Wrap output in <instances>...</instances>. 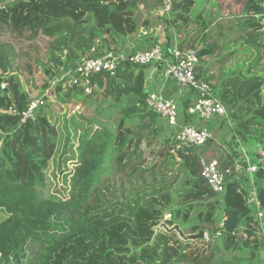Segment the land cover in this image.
<instances>
[{
	"label": "trees",
	"instance_id": "obj_1",
	"mask_svg": "<svg viewBox=\"0 0 264 264\" xmlns=\"http://www.w3.org/2000/svg\"><path fill=\"white\" fill-rule=\"evenodd\" d=\"M221 1L215 0L217 16L223 8L232 20L243 21L236 42L247 33L243 44L248 47L238 54L259 51L253 60L244 58L228 69L214 86L236 123L228 128L231 138L224 139L227 150L218 158L223 170L239 160L241 146L252 143L264 151V77L259 74L264 33L253 16L262 13L264 0H233L237 14L231 13L232 3ZM156 2L160 6L162 0ZM141 4L142 0H0V264H60V255L63 264H264L256 209L245 204L239 184L227 182L216 216L214 194L200 177L198 152L193 147L175 148V134L167 135L164 121L148 110L146 99L154 90L146 84L147 66L124 60L114 76L103 72L79 77L72 88L59 87L56 100L41 105L34 120L21 123L33 95L20 91L21 85L12 91L10 75L22 69L37 77L42 87L40 70L49 76L52 68L72 65L89 52L99 56L113 50L119 39L138 32ZM193 4L194 0H172L171 13L163 17L165 25L179 29L182 50L193 21H201L204 31L216 24V19H202V9L191 13ZM210 50L203 47L200 58ZM203 73L212 82L206 68ZM4 83L8 88H1ZM58 102L80 104L82 110L96 106L97 118L78 114L81 120L76 121L75 115L67 118L70 110L62 107L64 128L58 129ZM181 105L182 122H194L186 113L188 102ZM9 108L15 113L9 114ZM110 110L120 115L115 132L100 120ZM168 143L172 153L161 154ZM155 147L153 164L140 171L142 158ZM167 157V164L179 162L185 174L184 183L174 190V181L157 183L154 172ZM116 166L119 174L126 167L133 173L150 172L151 186L103 205L97 188ZM58 177L63 182L59 191L45 193L50 178ZM254 182L264 212V170L255 173ZM221 218L223 230L217 224ZM163 222L178 225L185 234L202 230L209 237L183 241L162 229L155 235L154 228Z\"/></svg>",
	"mask_w": 264,
	"mask_h": 264
},
{
	"label": "built area",
	"instance_id": "obj_2",
	"mask_svg": "<svg viewBox=\"0 0 264 264\" xmlns=\"http://www.w3.org/2000/svg\"><path fill=\"white\" fill-rule=\"evenodd\" d=\"M262 13L253 15L257 19L259 31L264 33V4ZM172 11V0H162L156 11L157 16L163 17ZM142 37H150L151 42L143 48L126 51L119 44L113 50L99 56L92 52L79 57L72 65L52 68L49 76L41 70L38 76L44 82V86L34 88L35 93L28 100L26 110L21 114V123L34 120L38 108L56 100L59 87L72 88L79 77L90 78L93 75L106 72L115 75L118 64L128 60L137 66L156 68L163 81H172L178 91L187 95L188 105L186 113L194 117V122L185 124L180 115V102L177 98L165 96L163 92L156 91L148 94L146 105L149 111L156 114L160 120L168 126L175 127L174 146L199 148L212 139V133L206 126H199L198 122L218 119L225 127L231 129L236 125L230 116L227 106L222 102L215 90L213 83L204 75L202 58L197 48L180 49L176 39H160L156 33L143 31ZM8 86L2 84V89ZM9 114H14L15 109L9 108ZM242 154L239 160L233 161L232 168H220L219 160L200 157V177L205 181L209 190L214 194L216 216L219 214L222 196L227 182L235 181L239 184L238 192L242 191L245 204L256 209L255 222L260 230L261 241L264 244V212L260 208L258 191L256 190L254 175L264 170V151L258 150L257 162L252 163V155L241 148ZM168 216L165 217L168 218ZM218 227L224 229V218L218 219ZM221 232V231H220ZM218 232L217 236L221 233ZM207 239V235H205Z\"/></svg>",
	"mask_w": 264,
	"mask_h": 264
},
{
	"label": "rangeland",
	"instance_id": "obj_3",
	"mask_svg": "<svg viewBox=\"0 0 264 264\" xmlns=\"http://www.w3.org/2000/svg\"><path fill=\"white\" fill-rule=\"evenodd\" d=\"M8 1V0H7ZM222 2L221 0H217ZM233 0H227V3L231 5ZM221 7V6H220ZM235 4H233V7L231 8L232 14H237L239 11L238 7L234 8ZM240 8V7H239ZM199 9H202V19H206V22H211L213 19H216V24L214 26H209V29L204 31L205 26L202 24L201 21L195 20L192 24H190V32L188 36V42L186 43V48H197L198 50H201L203 47L211 48V52L207 55H205L202 58L203 67L206 68L207 76L211 75L213 77L212 83L213 85H218L221 80L227 75V73L235 68L236 64H241L242 60L245 58L247 60H253L256 57L255 49L253 50V53H241L238 54L239 51H241V48H247L248 46L243 44L244 39L247 37V33L243 34V38L240 42H236V36L235 34L240 29V26L242 25V20L239 22H236V20H232L234 16H227L228 14L223 13V8L220 9V16H217V9H216V3L215 0H194L193 7L191 8V13H197ZM140 10V9H139ZM139 14V13H137ZM216 17V18H215ZM219 18V19H218ZM139 24V23H138ZM179 30V29H177ZM182 30V29H181ZM185 31V30H184ZM236 42V43H235ZM39 45V42L37 43ZM15 49V46H13ZM41 48V47H40ZM16 50V49H15ZM44 51V50H42ZM17 56L19 57L21 55V52L17 50ZM31 60V62L34 60V56H31L30 53H24ZM263 59L260 61V71L259 74L264 77V52L262 54ZM20 58V57H19ZM230 69L228 72L227 70ZM43 71V70H41ZM37 76V73L36 75ZM34 77V76H33ZM30 76L29 73L24 72L22 69L17 74L10 75V87L12 91H18V87L21 85V90L24 93H30L33 95L35 93L34 88L39 87L40 83L38 81V78H33ZM2 87V85H1ZM8 88V87H7ZM20 93V92H19ZM18 93V94H19ZM66 108L70 110V112H67V118L73 117L75 115L76 121L81 120L78 114L82 115L85 119H92L97 118L94 114V110L96 106H90L87 108V110H82V106L80 104H76L75 106H72L71 104H65L62 105V103H57L54 108V113L56 116H58V129H63V123L62 118L65 115L63 112V108ZM102 108H106V105H102ZM180 115L183 116L184 108L181 105L179 108ZM106 118L100 119L103 124H106V126L110 127L111 130L115 132L117 122L120 118V115L115 110H110L108 112ZM218 120V119H215ZM158 121H161L160 118ZM199 123V121L197 120ZM211 121H208L206 123H210ZM164 129L165 133L167 135L169 134H175L176 128L168 126L165 122ZM205 124V123H204ZM206 125V124H205ZM89 125H84L83 128H87ZM207 126V125H206ZM207 128L210 130L211 133H214L213 129L209 126ZM80 127H78L77 134L79 135ZM221 132H229L227 127L223 126ZM160 133V132H158ZM170 136V135H169ZM162 137V136H161ZM174 137V136H171ZM213 137V135H212ZM231 138V135H226L225 139L229 141ZM172 141V139H171ZM161 144V143H160ZM169 145L167 147H164L161 154H164L165 152L172 153L171 151L173 149H170L171 143H168ZM207 144H211V141H208L205 143V145L195 148V150L198 152L199 158H203L202 156L205 154L204 147ZM214 144L219 145L220 143L218 141H215ZM163 145V143H162ZM252 143L249 145H244V150L247 153H254L259 150V147L253 146L252 149H249ZM226 146V144H225ZM227 149V146L225 147ZM242 148V146H241ZM248 148V149H247ZM62 148L60 149L61 152ZM150 152L151 154L148 155L146 153L144 157L142 158V163L140 166V171L142 167H147L153 164V154L157 151V147L153 148ZM210 154V152H208ZM202 155V156H201ZM211 155V154H210ZM205 156V155H204ZM56 161L58 162L60 160L59 154L55 156ZM257 158L256 154L252 155V163H256ZM166 163V164H165ZM170 163L169 157L163 160H160L159 166L157 167L155 172L157 183L160 182H167L168 184H171V182L174 181L172 184V188L174 190L175 186H181L185 181V174L182 172L180 168V163H173V164H167ZM172 163V162H171ZM168 165V166H165ZM137 166V165H135ZM55 167V166H54ZM54 167L50 168V175ZM69 170H72V164H69ZM117 166L113 169V172L110 176L105 177L101 179V182L97 188L99 190V195L101 196L103 202V205H108L107 202H113L115 200L121 199L124 195H127L130 192H134V190H137L138 188L149 184L151 186V180L152 176L150 175V172L142 174L141 172H132L129 167H126L125 172L118 173L116 172ZM51 177V176H50ZM50 183L46 186L45 193H53L55 191H59V189L62 187L63 182L61 181V177H58L57 179L50 178ZM177 199L174 198V202H176ZM206 233V232H205ZM209 237V235L207 234ZM264 257V255H262ZM59 263L63 264L65 261V258L60 255L58 257Z\"/></svg>",
	"mask_w": 264,
	"mask_h": 264
},
{
	"label": "crops",
	"instance_id": "obj_4",
	"mask_svg": "<svg viewBox=\"0 0 264 264\" xmlns=\"http://www.w3.org/2000/svg\"><path fill=\"white\" fill-rule=\"evenodd\" d=\"M156 1L157 0H142L140 10L138 11L139 14H137L138 23H139L138 32L131 37L121 38L119 39L118 42V44L122 48L126 49V51L132 52L134 50L141 49L147 43L151 42L150 37L146 38L141 36V33L143 31H146L150 34L157 33L160 39L162 40L165 39L169 41V39H176L177 42L179 43L177 29L171 25H165L163 21L164 16L161 17L155 14L159 6V3H157ZM146 84L147 87L150 88L151 90L161 91L165 96L168 97L172 96L173 98H177L178 101L180 102V106L182 102L185 101L188 102V100L186 99L187 95L180 93L172 81H163L161 80L159 75L157 76L156 68H148V70L146 71ZM210 121H211L210 123H206L208 121L205 122L201 121L198 123L199 126L207 125L211 127L214 131V133H212L213 137L210 140L211 144H207L204 147L203 151L205 152L204 154L205 156L201 155L203 158L208 160L216 159V158L218 159L222 155L223 151L227 150L225 148L226 146L224 144L225 142L224 139L228 133V132H224V133L221 132L223 124L220 123L219 120L211 119ZM215 141H218L220 144L219 145L214 144ZM208 152H210L211 155Z\"/></svg>",
	"mask_w": 264,
	"mask_h": 264
},
{
	"label": "water",
	"instance_id": "obj_5",
	"mask_svg": "<svg viewBox=\"0 0 264 264\" xmlns=\"http://www.w3.org/2000/svg\"><path fill=\"white\" fill-rule=\"evenodd\" d=\"M145 127H148V125H146ZM161 229L168 233H176L177 236L183 241H199V240H204L206 237L205 236L206 233L202 230H199L197 233H194V234H185L178 225H173L172 227H168L164 222L154 228L155 235Z\"/></svg>",
	"mask_w": 264,
	"mask_h": 264
}]
</instances>
